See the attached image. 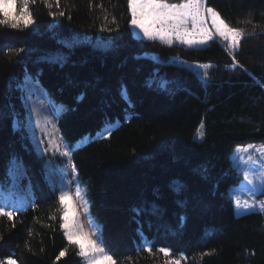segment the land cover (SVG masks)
Here are the masks:
<instances>
[{
	"label": "trees",
	"instance_id": "1",
	"mask_svg": "<svg viewBox=\"0 0 264 264\" xmlns=\"http://www.w3.org/2000/svg\"><path fill=\"white\" fill-rule=\"evenodd\" d=\"M206 6L244 30L237 51L216 42L196 49L137 39L127 0H59V7L36 0L35 23L0 26V179L9 155L21 157L26 176L12 202L17 209L24 196L29 202L13 220L0 217V260L83 264L61 227L46 156L27 132L25 96L8 90L27 73L50 103L63 105L56 112L59 137L76 145L68 160L116 264H165L160 247L183 253L182 264H264V194L251 195L231 162L238 145L264 146V0H206ZM61 40L80 41L68 62L42 59L68 52ZM98 41L110 46L103 54ZM205 65L207 77L189 67ZM159 80L170 81V91L147 86ZM113 125L108 138L81 146ZM237 198L255 208L238 209ZM138 207L144 211L137 214ZM142 240L153 254L138 250Z\"/></svg>",
	"mask_w": 264,
	"mask_h": 264
},
{
	"label": "snow or ice",
	"instance_id": "2",
	"mask_svg": "<svg viewBox=\"0 0 264 264\" xmlns=\"http://www.w3.org/2000/svg\"><path fill=\"white\" fill-rule=\"evenodd\" d=\"M21 4L20 11L15 15H10L8 8L10 5H16L18 0H0V26H5L14 30H20L21 27L27 28L33 23L35 19L30 9L31 4H35L36 0H19ZM51 7V5H46ZM56 6L59 7V0H56ZM127 8L131 15L130 24L133 28H138L144 35V37L150 41L159 40L165 44L171 45L172 41L178 40L181 44H186L189 47L194 45H205L208 41L213 39V32L206 27L207 21L211 19V28L215 30L214 35L219 36L223 41H226L228 48L237 51L240 47V42L245 36V32L242 29L231 27L223 19L220 14L211 7L206 6V0H183L182 3H168L167 0H127ZM55 19L56 13H50ZM64 12L58 13L59 16H64ZM250 23V21H249ZM102 31L104 29H101ZM60 44L67 48L68 52H61L57 55L45 56L42 59L51 63L59 64L63 66L66 64L72 54V50L76 44L80 41H68L61 40ZM95 49L102 54L105 53L110 47L101 41H98L94 45ZM23 49L16 51V55L23 52ZM233 64L236 67H241L233 55ZM204 67H210L205 65ZM245 71H247L245 69ZM205 77L208 73L203 74ZM259 83V81H256ZM171 82L167 80H159L149 82L148 87H155L161 91H170L169 84ZM264 87V85H261ZM41 90L39 80L37 77H33L27 73L24 74L22 80H16L15 84L10 81L8 84V90L19 91L24 98L25 95H31L33 90ZM127 95L126 89H121V96ZM63 108V105L55 106L50 105L49 109L45 111H52L55 114V109ZM203 128V125H201ZM44 132L43 129H41ZM105 131L108 132V136L111 135L109 129H105L98 133L99 138H108L105 136ZM44 135H48L44 133ZM199 136L202 139L203 132H199ZM40 144H44V140L41 139ZM65 151L61 152L60 145L45 148V152L50 149L54 150V153H60L63 157H70L71 153L76 150L75 144H69L66 140L63 141ZM255 151L259 154L260 159H256L252 152ZM238 157L237 163L243 166L244 181L249 185V193L251 195L264 194V147L254 149L252 145H238L234 150ZM241 153L247 154V158ZM49 163H52L50 160ZM71 171L76 174V167L71 164ZM251 166V169L248 167ZM204 174L207 173V169L201 170ZM26 176V169L23 164V160L16 154H10L5 164V175L3 179H0V217H6L9 220H13L16 217L17 209L12 202V196L22 190V180ZM183 188V185H177L174 191L179 193ZM75 196L76 200L82 202L87 212V200L86 189H82L79 184L75 185V192L72 189L61 190L58 202L61 206L63 223L61 227L64 231V235L69 245H73L78 248L77 255L82 258L83 264H116L114 254L106 251L104 246L102 230L95 226L91 233L86 232L82 224L79 223V217L75 216V204L68 203ZM237 208H243L245 212L250 209H254V204H249L247 200L243 205L239 198L236 199ZM137 214L144 211L142 207L134 209ZM260 211L264 212V204L260 205ZM90 224L94 222L90 219ZM95 236L96 239L91 237ZM138 250L147 252L149 255L153 254V248L151 242H144L143 240L138 244ZM156 251L162 254L166 260L165 264H182V261L186 260L183 253H178L173 256V250L168 247H160ZM60 256L65 255V251H61ZM59 259V257H57ZM131 260V257H127ZM0 264H17V261L11 257L5 260H0Z\"/></svg>",
	"mask_w": 264,
	"mask_h": 264
},
{
	"label": "rangeland",
	"instance_id": "3",
	"mask_svg": "<svg viewBox=\"0 0 264 264\" xmlns=\"http://www.w3.org/2000/svg\"><path fill=\"white\" fill-rule=\"evenodd\" d=\"M168 3H182L183 0H167ZM21 4L18 0V3L16 5H10L8 8V11L10 15L17 14L20 11ZM131 16V15H130ZM132 33L135 38L137 39H143L148 40L144 37L143 33L138 28H133L130 24ZM206 27L210 29V31L213 32V39L208 41L205 45H194L192 47H189L186 44H181L178 40H173L171 45L165 44L167 46H183L186 48H196V49H204L208 47L211 43L216 42L220 44V46H227L228 44L226 41H223L219 36L214 35L215 30L211 28V19L209 18L206 24ZM157 42H161L159 40H155ZM163 43V42H161ZM231 50V49H229ZM192 71L197 73L200 76H203L205 71L208 69L204 66H189ZM25 102L28 109V117L26 121V129L29 133L31 142L33 144L34 149L36 152L40 155L46 156V169H47V177L51 184L55 185L56 188L59 191V194L61 190H66L71 188L73 193L75 192V185L78 183L79 186L84 189L78 179L76 174H73L71 171V164L68 160V157H63L60 153H54V146L56 144L60 145L61 152L65 151V147L61 142V139L59 137V132L57 130L56 126V112H60L62 108L57 107L55 110V114H53L52 111H45V109H49L50 105H56L55 103H50L48 101V98L46 94L41 91L34 89L33 93L31 95H25ZM41 129L44 130V132L41 131ZM106 129H109L110 132L116 129V126H107ZM44 133H47L48 135H44ZM105 136L108 137V132H105ZM44 140V144H40V140ZM94 140H101L99 138L98 133L93 138H85L81 142V146H86L90 142ZM53 146V149H50L49 151L45 152V148L49 147V145ZM264 146H254V149H258ZM257 154V155H256ZM240 155H243L245 159L247 158V154L241 153ZM252 155L256 159H260L259 154L257 152H252ZM59 159L62 160V163H59ZM52 161V163H49V161ZM238 157L236 156L235 152L231 156V162L234 166V168L240 172L243 175V166L237 163ZM251 169V166H248ZM86 198V197H85ZM87 200V198H86ZM88 202V201H87ZM66 204L68 203H74L75 204V216L79 217V223L83 225L84 230L86 232L91 233L93 231V228L96 226L95 224H90L89 220L91 219L89 211H88V203H87V212L85 211V206L82 204V202L76 200L75 196L73 195V198L71 201H66ZM29 205L28 198L24 196V200L18 202V208L20 210H24ZM92 220V219H91ZM92 239H96L95 236L91 237Z\"/></svg>",
	"mask_w": 264,
	"mask_h": 264
}]
</instances>
